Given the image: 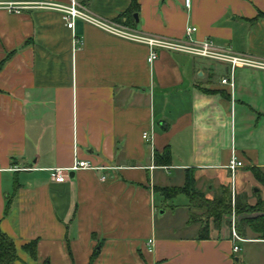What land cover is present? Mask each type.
I'll use <instances>...</instances> for the list:
<instances>
[{"label": "crops", "instance_id": "crops-1", "mask_svg": "<svg viewBox=\"0 0 264 264\" xmlns=\"http://www.w3.org/2000/svg\"><path fill=\"white\" fill-rule=\"evenodd\" d=\"M78 1L138 35L184 40L193 26L191 40L264 62V17L254 21L264 0H137V23L119 19L130 0ZM156 53L148 63L146 44L80 20L68 29L56 10L0 9V231L15 244L14 264H264V240L247 227L242 241L232 236L247 215L209 220L200 238L199 209L160 192L190 174L207 199L229 187L241 202L264 200L250 171L264 174V69ZM231 69L233 88L221 83ZM164 150L163 166L155 154ZM233 152L243 166L231 172ZM75 160L100 169L50 181L48 169ZM179 211L178 224L158 227V215Z\"/></svg>", "mask_w": 264, "mask_h": 264}, {"label": "built area", "instance_id": "built-area-1", "mask_svg": "<svg viewBox=\"0 0 264 264\" xmlns=\"http://www.w3.org/2000/svg\"><path fill=\"white\" fill-rule=\"evenodd\" d=\"M184 5L186 8L190 7L189 0H184ZM38 8V9H48L56 10L62 14V19L68 29H73L76 20H80L84 23L90 24L98 29L107 32L112 35H116L128 40L144 43L149 48V54L147 61L148 63L154 62L157 58L156 49H163L167 51H175L185 53L195 57L207 58L211 60L224 61L231 64L232 68L235 65L251 66L260 69H264V62L254 60L248 57L234 55L226 49H221L214 46L210 41H193L189 37L192 33L196 31L193 26H187L185 29V39H168L162 37H148L144 35H138L132 33L125 26L118 24L113 21H107L99 17L94 16L88 9V7L78 0H69L67 5H56L46 2H6L0 3V9H5L8 12L20 13L22 10ZM222 84H227L230 88L234 87V76L231 69L229 77L221 80ZM142 139L149 140L151 135L148 132L142 134ZM243 166V163L237 158L234 152L228 163V168L231 172H234L237 168ZM80 169H100L88 161L75 160L72 167L70 168H50L49 179L53 183H63L69 177L71 172L78 171ZM25 170V169H23ZM104 179V177H102ZM232 236L236 241H242V239L235 232L232 225ZM147 250L152 252L153 241L148 240ZM239 250L238 246L233 247V251L237 252Z\"/></svg>", "mask_w": 264, "mask_h": 264}, {"label": "trees", "instance_id": "trees-1", "mask_svg": "<svg viewBox=\"0 0 264 264\" xmlns=\"http://www.w3.org/2000/svg\"><path fill=\"white\" fill-rule=\"evenodd\" d=\"M138 9L137 0H130L129 7L120 15L119 19L128 18L131 20L132 15L137 13ZM262 17H264V13H259L254 21ZM4 62H0V69ZM155 160L159 165H167L169 162L167 151L164 150L160 155L156 153ZM250 171L255 179L264 185V174L261 170L258 167H251ZM193 184V178L188 174L182 188H163L160 192L168 199L179 194H185L190 206L202 211L201 217L206 220V224L202 227L200 238H207V222L209 220L217 225L223 216L234 214L235 216L247 215L235 225L238 235L243 236V227H247L257 236V239L264 240V200L257 198L252 205L241 202L240 198L232 197L229 187H222L218 196L207 199L202 193L194 189ZM25 248L31 256H35L34 243L28 244ZM16 259V248L13 240L0 231V264H14Z\"/></svg>", "mask_w": 264, "mask_h": 264}, {"label": "rangeland", "instance_id": "rangeland-1", "mask_svg": "<svg viewBox=\"0 0 264 264\" xmlns=\"http://www.w3.org/2000/svg\"><path fill=\"white\" fill-rule=\"evenodd\" d=\"M186 200H187L186 196H184V195L181 194V195H178V196L172 198L171 199V202L174 205H178V204H181V202H184ZM199 212H200L199 210H196V212L191 215L192 216V220H196V222H198L197 221L198 220L197 218L201 217V215H200L201 213H199ZM180 213H181V211L177 212V214H176V216L174 218H170L169 217V213L165 217H162L161 215H158L157 216V225H158V227H160V226L162 227V225H164V223L166 225H169L170 224L171 226L172 225H175V224H178L180 222V216H179ZM180 233H186V232H184L183 230H181Z\"/></svg>", "mask_w": 264, "mask_h": 264}, {"label": "water", "instance_id": "water-1", "mask_svg": "<svg viewBox=\"0 0 264 264\" xmlns=\"http://www.w3.org/2000/svg\"><path fill=\"white\" fill-rule=\"evenodd\" d=\"M134 19H135V22L137 23L138 22V20H137V14H134Z\"/></svg>", "mask_w": 264, "mask_h": 264}]
</instances>
